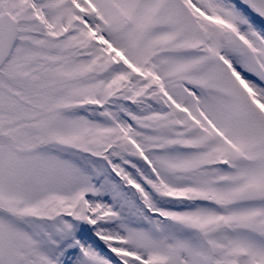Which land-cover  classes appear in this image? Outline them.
Instances as JSON below:
<instances>
[{"label":"snow or ice","instance_id":"snow-or-ice-1","mask_svg":"<svg viewBox=\"0 0 264 264\" xmlns=\"http://www.w3.org/2000/svg\"><path fill=\"white\" fill-rule=\"evenodd\" d=\"M0 264H264V0H0Z\"/></svg>","mask_w":264,"mask_h":264}]
</instances>
